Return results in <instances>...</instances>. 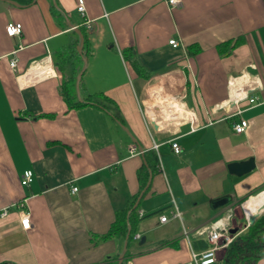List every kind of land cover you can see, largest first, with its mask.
<instances>
[{"label": "crops", "instance_id": "obj_1", "mask_svg": "<svg viewBox=\"0 0 264 264\" xmlns=\"http://www.w3.org/2000/svg\"><path fill=\"white\" fill-rule=\"evenodd\" d=\"M83 1L84 15L76 0H0V209L9 207L0 262L117 264L125 238L101 236L132 204L139 239L124 264L188 262L210 248L207 232L218 220L236 227L234 238L244 234L242 206L264 191L254 194L264 187V0ZM10 22L21 24L20 35L7 36ZM71 26L87 35L78 57L66 54L80 42ZM44 60L46 78L33 67ZM71 77L77 98L110 102L69 108L61 85ZM241 119L248 125L237 134ZM148 151L158 163L141 191ZM249 158L251 171L229 173ZM25 170L33 173L27 187Z\"/></svg>", "mask_w": 264, "mask_h": 264}, {"label": "trees", "instance_id": "obj_2", "mask_svg": "<svg viewBox=\"0 0 264 264\" xmlns=\"http://www.w3.org/2000/svg\"><path fill=\"white\" fill-rule=\"evenodd\" d=\"M83 36L84 43L87 42V35L84 28H78ZM239 40H236L232 45V41H227L223 44H220L218 50L220 52V48L224 47V55L228 54L235 46L239 44ZM222 52V50H221ZM72 53V55L77 56L76 48L72 47L70 51H67L66 54ZM62 55L63 53H59ZM88 55V53H84V58ZM134 68L136 72L141 75V67L134 63ZM61 95L64 101L67 103L69 108H75L87 104H94L98 106H102L105 101L110 102L109 98L105 97L102 94V98L99 99V95L96 96L89 95L83 99H79L76 96L75 88H74V78L71 77L62 82L61 85ZM145 165L142 166L143 175L139 172L138 179L141 183V191H143L147 185L148 178H150L153 171L157 166V158L153 152H146L145 154ZM141 169V170H142ZM146 190V189H145ZM264 190V187L261 190H257L254 194L259 191ZM244 201V200H243ZM133 204L123 212L117 213L115 221L109 228V231L101 236V239L111 238L113 236H120L125 238L127 233H129L127 240V250L124 254V260L122 264L125 263L126 258L129 255L128 247L129 244L133 241V237L135 234V225L138 220L135 218V210L137 207L133 208ZM264 212L251 224L247 226L244 234L240 235L237 238H233L232 242L228 244V246L224 249V256L219 264H256L259 259L264 257ZM0 264H9L6 262H0ZM213 264V263H212Z\"/></svg>", "mask_w": 264, "mask_h": 264}, {"label": "built area", "instance_id": "obj_3", "mask_svg": "<svg viewBox=\"0 0 264 264\" xmlns=\"http://www.w3.org/2000/svg\"><path fill=\"white\" fill-rule=\"evenodd\" d=\"M76 10L80 15H84L85 12V5L83 0H76ZM168 4L171 7H179L181 5L180 0H168ZM84 25L88 28L91 27L90 21H85ZM5 32L8 37L12 38L15 36H18L21 34V24L10 22L6 24L5 26ZM169 44L173 47H176L178 44L175 40H170ZM9 66L11 69H15L17 67V60L12 59L9 61ZM33 67L39 71H42L41 74H43L42 77H47L50 72V64L47 63V60L36 62ZM242 98H246L247 102L249 104H253L255 102L254 97H248V95L244 94ZM240 110H237V113H240ZM247 121L246 120H240L237 122H233V130L235 133L240 134L243 133L247 128ZM157 146L155 145V148ZM173 151L177 154L180 152V148L177 146V144H172ZM33 180V173L31 170H25L21 176L20 183L22 186L27 187L31 184ZM73 192L77 191L76 188L72 189ZM9 207L1 208L0 209V219L5 218L8 214ZM142 212L139 213V216H142ZM179 213L175 212L173 213V217H178ZM30 214L28 211H23L20 213V225L23 230H28L30 228ZM230 215H227L225 218L229 221ZM166 216H161L160 221L165 222ZM230 223L222 222V220H218L214 222L211 226L209 231L207 232V238L210 243V248H208L206 251L201 252L199 254H191V259L188 262L182 263V264H212L216 260V253L218 250H221L223 248H226L230 242L233 240V236L230 233ZM135 239H139V236L136 235L134 237Z\"/></svg>", "mask_w": 264, "mask_h": 264}, {"label": "water", "instance_id": "obj_4", "mask_svg": "<svg viewBox=\"0 0 264 264\" xmlns=\"http://www.w3.org/2000/svg\"><path fill=\"white\" fill-rule=\"evenodd\" d=\"M71 27H72V26H71ZM72 28H73V27H72ZM73 29H74V31L78 34L79 39H80L79 46H78V48H77V52H78L79 54H81L82 47H83V42H84V40H83V36H82L81 32L79 31V29H77V28H73ZM82 58H83L84 67L82 68L81 72L78 74V76H77V78H76V83H75V88H76L77 93H78V82H79L80 77H81V75H82V73H83V70H84V68H85V63H86V59H84V57H82ZM77 95H78V94H77ZM79 99H80V98H79ZM253 166H254L253 159H252V158H249V159L246 160V161L236 162V163H231V164H229L227 167H228V171H229V173L234 174V175H236V176H241V175L246 174V173H248L249 171H251V169L253 168ZM228 201H229V200H228L227 198H223V199H221V200H218V201L214 202V203L212 204V207H213V208L222 207V206H224L225 204H227ZM242 208H243V206H242ZM261 210H263V208H262ZM257 218H258V214H255V215L253 216L252 219H248L249 224H251L252 222H254ZM234 232H235V230L232 231V233H234ZM128 236H129V233H127V235H126V237H125L124 249H123L122 254H121V255L119 256V258H118V262H117V264H122V262H123L124 254H125L126 249H127V240H128ZM143 240H144V238L142 237V238L140 239V244L143 242Z\"/></svg>", "mask_w": 264, "mask_h": 264}, {"label": "bare ground", "instance_id": "obj_5", "mask_svg": "<svg viewBox=\"0 0 264 264\" xmlns=\"http://www.w3.org/2000/svg\"><path fill=\"white\" fill-rule=\"evenodd\" d=\"M236 86V85H235ZM241 85H239L240 87ZM264 207V191L259 193L257 196L248 199L243 208L246 212L247 218L252 219Z\"/></svg>", "mask_w": 264, "mask_h": 264}, {"label": "rangeland", "instance_id": "obj_6", "mask_svg": "<svg viewBox=\"0 0 264 264\" xmlns=\"http://www.w3.org/2000/svg\"><path fill=\"white\" fill-rule=\"evenodd\" d=\"M240 211L242 212L241 208H240ZM245 222H246V221H245ZM233 224H234V226H236L235 223H233ZM229 226H230V228H231V229H230V233H231V235L233 236V234H234L235 232L232 233V231L235 230L236 227H233L231 223L229 224ZM263 237H264V236H263ZM233 238H234V236H233ZM218 251H220V250H218ZM218 251H217V252H218ZM219 254H220V253H219Z\"/></svg>", "mask_w": 264, "mask_h": 264}]
</instances>
